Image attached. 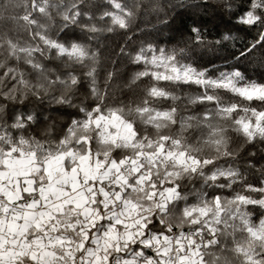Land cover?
Listing matches in <instances>:
<instances>
[{
	"label": "clouds",
	"instance_id": "obj_1",
	"mask_svg": "<svg viewBox=\"0 0 264 264\" xmlns=\"http://www.w3.org/2000/svg\"><path fill=\"white\" fill-rule=\"evenodd\" d=\"M143 2L145 11L136 16L131 30L120 32L104 23H78L55 4L54 16L46 11L42 18L28 20V0H0V125L17 142H65L66 150L77 155L87 154L91 147L93 162L97 156L103 162L101 178L109 195L97 197L92 205L95 223L85 227L105 246V234L119 232L120 257L133 250L155 252L167 248L173 237L184 236V243L203 245L191 257L195 264H245L241 249L264 251V234L254 238L236 210L264 221V204L244 203L264 201V138L243 137L230 114L207 102L209 95L224 103L233 96L215 88L207 91L196 83L204 79L198 74L185 77L172 71L177 64L181 70L187 65L205 72L209 80L228 71L235 64L232 60L215 61L233 49L231 40H224L229 29L214 36L226 48L194 46L177 36L169 23L178 8L176 0ZM157 3L159 11H150ZM226 3L209 0L186 8L214 6L225 11ZM225 15L239 23L231 13ZM29 25L39 31L34 33ZM121 37L123 43L130 41L123 54L117 46ZM56 42L64 53L49 46ZM148 43L187 46L189 51L177 52L169 71L160 69L149 80L144 76L152 69H137L130 62L132 48ZM233 70L245 72L241 67ZM90 112L114 114L122 127L109 128L110 138L94 122L88 123ZM68 129L72 135L65 136ZM114 160L123 163L116 167ZM255 182L262 185L259 193L249 190ZM100 187L97 183V192ZM109 255L115 259L117 253L112 250ZM172 256L178 259L176 252Z\"/></svg>",
	"mask_w": 264,
	"mask_h": 264
},
{
	"label": "snow or ice",
	"instance_id": "obj_2",
	"mask_svg": "<svg viewBox=\"0 0 264 264\" xmlns=\"http://www.w3.org/2000/svg\"><path fill=\"white\" fill-rule=\"evenodd\" d=\"M53 4L57 6V10L66 9L67 17L74 16L78 23L86 26L104 23L120 32L125 27L131 30L130 26L136 16L145 11L143 0H99V3L95 0H82L79 3L77 0H28L31 16L27 19L42 18L46 11L54 16ZM201 5H204V0H176L178 7ZM225 10L240 25L257 29V35L251 43L243 44L238 52L229 51L226 56L218 57L225 61L234 60L235 64L230 65L228 71H219L218 76L212 80L207 78L205 72L187 65L181 70L177 64L172 71L185 77L189 73L193 76L198 74L204 79L196 80V83L202 84L207 91L215 88L233 96L232 101L224 103L209 95L207 102L214 107L219 105L218 112L230 114L236 130L243 137L249 140L264 138V76L253 79L246 72L233 70L240 67L241 61L252 63L257 54L261 67H264V0H240L238 4L235 0H227ZM150 11H159L158 3ZM67 22L65 19V23ZM169 23L177 36L186 38V42L194 46L227 47L215 38H209L210 32L202 25L194 23L184 27L177 24L175 17ZM29 27H33L34 33L39 31L38 27ZM229 32L224 40H231L234 49L237 37L231 35V30ZM129 43L130 41L117 45L122 48V54ZM49 46L59 48L61 53L65 52L59 42ZM187 51V46L169 48L159 44H141L132 48L130 62L137 69H152L144 76V79L150 80L160 69L169 71L177 52L183 55ZM0 75L3 73L0 72ZM87 121L94 122L97 130L110 138L113 133L108 131L109 128L119 130L122 127L114 114L104 117L90 112ZM127 127L131 128L130 125ZM8 132L7 128L0 125V264H68L69 261L70 264H77V261L79 264H195L191 257L197 256L203 245L194 240L184 243L187 239L184 236L178 239L173 237L167 248H158L147 254L144 249L139 252L133 250L126 253L125 257L118 255L121 247L119 232L113 234L109 231L105 234L104 239L108 241L106 246L94 239L85 225L95 223V209L92 205L96 203L97 197L106 199L109 195L103 189V162L99 156L93 162L91 147L87 154L77 155L74 151L66 150L65 142H17L14 134L9 135ZM64 134L72 135V129ZM122 163L123 161H112V165L116 167ZM97 183L101 184L99 192L96 190ZM261 187L259 182H255L249 190L259 193ZM244 203L247 207H259L264 201L257 203L256 200H250ZM236 216L254 238H260L264 234V221L249 218L246 210L241 209L236 210ZM73 232H78L79 237L73 236ZM88 241L92 242L91 247ZM150 245L151 241L145 242L146 248ZM112 250L117 253L115 259L109 255ZM173 252L178 254L176 261L173 259ZM241 254L245 264H264V251L259 247L241 249ZM157 256L160 258L157 259Z\"/></svg>",
	"mask_w": 264,
	"mask_h": 264
},
{
	"label": "trees",
	"instance_id": "obj_3",
	"mask_svg": "<svg viewBox=\"0 0 264 264\" xmlns=\"http://www.w3.org/2000/svg\"><path fill=\"white\" fill-rule=\"evenodd\" d=\"M209 0H204V4H208ZM226 11V10H225ZM225 11L212 8H201L199 10L189 9L186 7H178L175 10V17L177 24L187 27L189 25L199 24L202 25L207 31L210 32L209 38H214L218 35L221 29H229L233 35L237 37L235 44L236 47L232 51H237L246 43H251L257 35L256 28H248L239 23H234L233 18H228ZM179 14V15H177ZM234 19H236L234 17ZM237 20V19H236ZM119 43H123V37L120 38ZM260 57L257 54L252 63L240 64V67L253 79L264 76V67L259 63ZM223 58H217L215 62L224 63ZM235 63L234 60H232Z\"/></svg>",
	"mask_w": 264,
	"mask_h": 264
}]
</instances>
